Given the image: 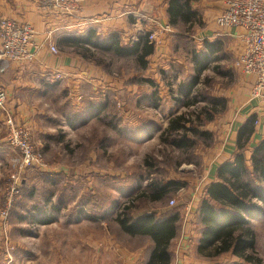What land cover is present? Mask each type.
Here are the masks:
<instances>
[{
  "label": "rangeland",
  "instance_id": "rangeland-1",
  "mask_svg": "<svg viewBox=\"0 0 264 264\" xmlns=\"http://www.w3.org/2000/svg\"><path fill=\"white\" fill-rule=\"evenodd\" d=\"M195 8L201 14L202 25L195 21L185 31L170 24L173 32L169 48L158 65L153 66L149 56L146 69L141 70L131 57L88 52L85 60L98 63L108 77L114 78L117 88L123 87L109 92L106 98L98 97L107 100L100 102L103 106L98 119H88L81 126L84 120L73 117L79 113L74 105L79 99L57 84L45 93L46 105L43 102V108L38 107L42 115L35 117L36 131L32 125L19 124L28 128L29 142L41 155L42 164L22 166L19 152L11 147L6 159H0V264H114L120 259L115 248L122 251L124 260L141 250L144 261L149 255L150 242L143 236L124 233L114 219V209L129 205L150 180L163 183L175 180L180 186L157 202L135 201L133 216L178 212L174 244L182 242L180 235L188 233L190 226V231L198 236L201 225L191 217L195 206L191 204L187 210L191 199L188 200V192L194 181L202 186L207 166L204 156L217 142L213 121L227 109L229 96L234 93L242 72L235 67L233 55L221 41L217 55L210 59L208 69L198 78L189 97L175 101V86L186 83L193 75V55H201L205 41L214 42V38L206 35L203 5ZM54 45L58 53L79 54L66 46ZM131 85L136 86V92L126 90ZM216 98H223L225 104L214 105L213 111L210 102ZM187 100H193L191 106L186 105ZM3 112L0 127L6 144L5 118L9 114ZM180 112L186 114L188 126L200 120L199 130L210 132L211 138L203 139L187 132L186 140H194L191 147L176 149L162 143L159 130L166 126L170 115ZM45 114L50 117L45 118L46 122ZM209 114H213L210 120ZM72 117L77 122L70 121ZM12 120L16 123L14 117ZM180 206L185 207L184 212H180ZM44 210L48 214L54 212L57 218L46 224L34 221L32 215ZM76 214H83L86 219L80 220ZM250 224L254 229L251 257L257 263L243 261L230 252L202 256L197 252L198 240L193 242L191 255L202 264H264V214Z\"/></svg>",
  "mask_w": 264,
  "mask_h": 264
},
{
  "label": "crops",
  "instance_id": "crops-1",
  "mask_svg": "<svg viewBox=\"0 0 264 264\" xmlns=\"http://www.w3.org/2000/svg\"><path fill=\"white\" fill-rule=\"evenodd\" d=\"M224 1L201 0L199 3L204 7L206 35L225 43L226 49L235 60L243 47L240 39L241 30L239 28L220 29L215 23L216 16L224 9ZM167 3L168 0H86L80 14L68 16L58 11H45L37 2L31 0H0V17L30 24L38 32L39 38L47 37V43H54L57 47H59L60 37L69 32L82 34L87 29H94L101 36L116 34L122 44L136 43L140 39L147 41V33L155 32L159 43L152 44L154 51L150 55L151 60L153 59L152 64L155 66L163 61L161 59L167 54L170 34L173 32L163 31L164 26H171L166 13ZM200 4L195 3L193 8ZM83 18L93 22L87 23L83 21ZM113 79L108 77L98 65L89 63L80 54L70 51L52 54L47 46L37 53L35 60L30 62H15L0 58V91L5 93V106L13 114L17 124L32 125L35 131V117L42 115L39 108L46 99L45 93L51 92L55 85L59 84L68 88L76 99H79L74 104L79 113L73 117L77 121L84 120L80 124L83 126L88 119L90 121L98 119L101 113L94 108L103 105L100 102L107 101L105 95L123 88H117V83ZM237 82L234 93L227 101V109L213 121L217 142L216 147L204 156V159L207 158V166L205 165L206 168L203 171L202 186L192 204L195 208L192 210L191 217L193 216L195 220L198 219L197 209L199 202L206 195V190L211 184L220 181L217 176L219 167L233 163L239 154L243 156L244 165L250 167L254 148L264 140V101L250 98L251 83H253L250 76L242 73ZM130 89L136 92L135 85L126 88L128 91ZM98 93H101V96ZM98 97L105 98L99 100ZM144 101L146 103V100ZM45 102L44 105H46ZM138 102L142 103L140 100ZM44 116L43 121L46 122L45 118L48 114ZM73 117L70 121L77 122L73 120ZM0 124H3L1 110ZM3 140L0 127L1 160L6 159L10 153L9 146ZM194 183L196 181L192 183L188 192V200L193 196L192 189L197 184L194 185ZM53 199L54 197L51 200ZM179 210L184 212L185 207L180 206ZM47 214L44 210L32 217L39 219ZM48 215L54 219L57 218L54 212ZM76 218L86 219L83 214L77 215ZM190 228L187 229L188 233L180 235L183 239L180 244L171 242L170 264H202L201 260L191 255V249L193 250L191 247L199 240L200 232L197 236V233L190 231ZM95 249L99 250V248ZM151 249L152 244L149 255ZM114 251L120 258L118 263L114 264H146L149 258L148 255L144 261H141L142 251L137 250L130 254V259L124 260L122 251L119 249L117 251L116 248Z\"/></svg>",
  "mask_w": 264,
  "mask_h": 264
},
{
  "label": "trees",
  "instance_id": "trees-1",
  "mask_svg": "<svg viewBox=\"0 0 264 264\" xmlns=\"http://www.w3.org/2000/svg\"><path fill=\"white\" fill-rule=\"evenodd\" d=\"M195 1L198 0H168L166 9L168 22L173 27L185 31L193 27L195 21L201 26V14L192 6ZM213 41L204 42L200 56L193 55V75L186 83H178L175 86V94L172 93L176 97L175 101L181 102L189 97L198 78L208 69V62L217 55L221 40ZM58 43L59 46L77 50L84 58L89 57V51H97L100 54L112 53L116 57H131L141 70L146 68V58L154 51L153 45L146 40L122 44L116 34L101 36L94 29H87L82 34L68 33L61 37ZM213 59L217 60L216 57ZM160 72L164 73L162 70ZM143 80L152 84L147 78ZM216 99L210 102L213 111L216 110L214 105L225 104L223 98ZM192 103L193 100L188 101L186 105L191 106ZM102 106H97L94 110L100 113ZM212 115H207V119L210 120ZM189 122L184 112L170 115L166 126L159 130L158 138L162 143L176 149L188 148L194 144V140H186L187 132L203 139L211 138L210 132L199 130L198 127L202 124L200 120L196 125L192 124L193 126H188ZM217 176L220 181L209 186L197 209L198 222L201 225L197 252L205 257L230 252L243 261L257 263L251 257L254 229L250 222L264 214V140L254 148L250 167L244 165L243 156L239 154L233 163L221 165L217 170ZM179 186L180 183L175 180L164 183L150 180L146 188L130 200L129 205L120 210L114 209L116 215L114 219L124 233L135 237L143 236L151 242L152 249L146 264H170L169 247L177 233L178 212L143 213L133 216L131 210L134 202L139 199L157 202L171 191L177 190ZM33 220L46 224L53 218L47 214L39 219L33 217Z\"/></svg>",
  "mask_w": 264,
  "mask_h": 264
},
{
  "label": "built area",
  "instance_id": "built-area-1",
  "mask_svg": "<svg viewBox=\"0 0 264 264\" xmlns=\"http://www.w3.org/2000/svg\"><path fill=\"white\" fill-rule=\"evenodd\" d=\"M37 2L45 11H58L64 15L80 14L86 0H31ZM83 21L87 23L91 20ZM220 29L239 28L240 39L243 43L242 51L234 60V65L243 74L252 78L250 98L264 101V0H225L224 9L215 18ZM163 31L171 32L166 25ZM150 44H157L159 40L155 32L146 36ZM45 46L52 54H57L53 43H47V37L39 38L38 32L28 23L17 22L0 17V58L15 62H29L35 60L37 53ZM5 93L0 91V110L9 114L5 118L7 126L6 144L19 152L22 166H40L42 158L29 142V130L12 120L10 110H5ZM200 186L196 185L187 210L199 195ZM173 200L170 201L173 204Z\"/></svg>",
  "mask_w": 264,
  "mask_h": 264
}]
</instances>
